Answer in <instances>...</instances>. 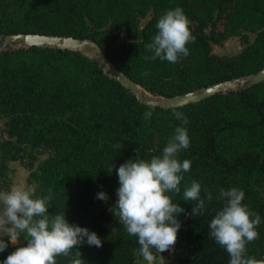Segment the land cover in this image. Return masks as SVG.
<instances>
[{
    "label": "trees",
    "instance_id": "1",
    "mask_svg": "<svg viewBox=\"0 0 264 264\" xmlns=\"http://www.w3.org/2000/svg\"><path fill=\"white\" fill-rule=\"evenodd\" d=\"M176 7L191 21L190 54L177 63L146 59L153 55L145 45L157 33L158 19ZM122 31L126 41L117 47ZM15 34L90 39L142 93L161 98L264 68V0H0V37ZM249 34H255L252 41ZM232 37H239L238 53H213L214 45ZM146 111L152 112L148 120ZM174 112L184 113L188 123L181 125ZM0 122V186L10 188V163L19 162L29 172L33 198L51 193L49 219L64 214L69 224L102 240L99 248L84 244L68 257L57 256V264H70L77 250L85 264L144 260L137 238L115 215V169L136 154L145 160L161 155L177 126L185 127L190 139L177 158L190 160L191 168L182 173L181 191L168 193L184 212L176 217L181 227L172 256L159 264H229L226 250L209 236L210 221L222 207L217 199L222 188L242 190V203L260 215L259 238L246 247L247 255L264 259V82L162 110L140 103L83 53L10 47L0 50ZM193 180L205 199L198 216L190 215L197 201L183 200ZM100 191L107 194L106 202L95 198ZM21 245H26L23 236ZM17 246L9 243L0 252V264ZM170 251L153 253L158 258Z\"/></svg>",
    "mask_w": 264,
    "mask_h": 264
},
{
    "label": "clouds",
    "instance_id": "2",
    "mask_svg": "<svg viewBox=\"0 0 264 264\" xmlns=\"http://www.w3.org/2000/svg\"><path fill=\"white\" fill-rule=\"evenodd\" d=\"M190 24L182 8L167 10L156 23L158 31L152 42L145 45V49L153 53L146 59L159 58L177 63L186 58L190 54L186 45L195 42ZM173 115L181 125L188 123L184 113L174 112ZM151 116V111L143 114L146 120ZM189 145L186 128L177 126L161 155L145 160L136 154L115 169L119 184L115 193V215L127 234L137 238L139 253L148 264L156 262L153 250L159 254L170 251L177 241L181 224L176 217L184 209L173 203L168 193H179L184 179L182 173L190 171L191 161L185 159L181 162L177 158L178 153ZM109 171H112V166ZM200 192L201 186L195 180L183 191L184 201H197L192 207V216L203 214L205 209V199L200 197ZM33 196L34 190L19 186L0 191V252L9 243L19 245L22 236L26 241V245L15 247L2 264H57L56 257H68L73 248L84 244L97 248L102 246V240L95 232L69 224L64 214L49 219L47 209L51 193L43 198ZM95 198L104 202L108 200L103 191L98 192ZM205 198L211 201L212 193L207 192ZM217 199L223 203L210 221L209 236L226 250L229 264H264V259L247 255V244L259 238L256 229L261 217L242 203L244 192L236 188H222ZM4 237L8 238L7 243ZM160 258L163 260L161 255ZM70 264H85L78 250Z\"/></svg>",
    "mask_w": 264,
    "mask_h": 264
},
{
    "label": "water",
    "instance_id": "3",
    "mask_svg": "<svg viewBox=\"0 0 264 264\" xmlns=\"http://www.w3.org/2000/svg\"><path fill=\"white\" fill-rule=\"evenodd\" d=\"M14 46L26 49L33 47L41 49L54 48L57 50L77 51L83 53L96 62L104 74L111 79L116 80L124 88L129 90L140 103L151 108H158L162 110L182 108L191 104L199 103L218 94L231 93L234 91V87L243 89L248 85H256L264 82L263 68L254 74L247 75L244 78L212 84L183 95L164 98L154 96L148 97L146 95L148 93H142V90H140L142 88L112 65L105 57L100 46L90 39H75L71 37L37 34H15L0 37V50L10 47L14 48Z\"/></svg>",
    "mask_w": 264,
    "mask_h": 264
},
{
    "label": "rangeland",
    "instance_id": "4",
    "mask_svg": "<svg viewBox=\"0 0 264 264\" xmlns=\"http://www.w3.org/2000/svg\"><path fill=\"white\" fill-rule=\"evenodd\" d=\"M147 20H148V17L145 19H142L140 21V26L143 27L145 25V23L147 22ZM254 37H255V34H249V38L251 41L254 39ZM125 41H126V35L122 31L118 34V37H117L114 45L119 47ZM14 47H16V46H14ZM241 48L242 47L240 44L239 37H232L229 40H227L225 43H223V45H221V46H215L214 45L213 46V53L218 55V56H223V55L232 56V55H235L236 53H238L241 50ZM233 89L236 90L237 87H234ZM146 95L148 97H152L149 94H146ZM2 127H3V123L0 122V139L4 138V135L2 134ZM10 168H11V173L9 175L10 188L13 186H19V187H23L25 189L32 190L33 186L30 185L28 182L29 172L19 162L10 163ZM9 189H6V188L3 189L0 186V191H7ZM0 210H2V206H0ZM13 246H17V245H13ZM171 256H172V252L170 251L166 256H163L162 258L164 260L165 258H170ZM161 261H162V259L160 257H158L156 259L155 264H159ZM138 264H148V262L143 260V261H139Z\"/></svg>",
    "mask_w": 264,
    "mask_h": 264
}]
</instances>
